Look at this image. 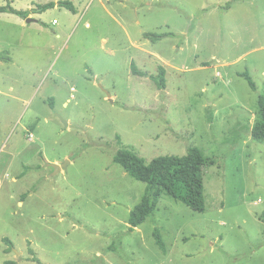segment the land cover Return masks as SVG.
<instances>
[{
  "label": "rangeland",
  "instance_id": "1",
  "mask_svg": "<svg viewBox=\"0 0 264 264\" xmlns=\"http://www.w3.org/2000/svg\"><path fill=\"white\" fill-rule=\"evenodd\" d=\"M62 1L79 15L57 6L46 26L0 20V53L13 59L0 62V264H37L29 243L43 264H264V142L251 135L262 120L264 0L12 6ZM133 62L150 75L164 67L166 90L134 76ZM191 147L205 153L207 211L164 194L130 232L146 184L114 163L117 150L150 163Z\"/></svg>",
  "mask_w": 264,
  "mask_h": 264
},
{
  "label": "trees",
  "instance_id": "2",
  "mask_svg": "<svg viewBox=\"0 0 264 264\" xmlns=\"http://www.w3.org/2000/svg\"><path fill=\"white\" fill-rule=\"evenodd\" d=\"M57 6L67 8L74 15L78 14L77 8L70 1L50 3L30 11L15 9L10 3H7L6 6L0 7V20L2 14H13L27 20L33 12L42 14ZM38 23L46 26L42 21H38ZM169 37L177 36L173 33H146L144 35V38L152 43H157ZM0 62L12 63L13 59L10 53L7 51L1 52ZM132 73L139 78H148L152 80L158 90L163 91L167 88V72L164 67L159 68L157 75H150L148 72L140 70L136 63L133 62ZM241 76L248 81L253 90H256L255 82L249 72H245ZM259 105L262 111V120L253 127L251 135L254 141L262 143L264 142V95L260 96ZM113 161L116 165L121 166L129 176L146 184L145 192L139 204L130 212V232L141 227L150 217L154 216L160 203L161 196L164 194L169 195L176 201L185 204L199 213H205L207 211L204 186L206 157L204 151L200 148H189L188 154L183 157L161 156L152 160L150 163H147L146 160L131 150L119 149L115 153ZM153 236L160 250L166 254L167 247L160 230L156 229ZM4 242L10 248L14 247L10 239H4ZM29 247V253L31 255L30 260L37 264H43L30 243ZM5 264L17 263L6 261Z\"/></svg>",
  "mask_w": 264,
  "mask_h": 264
},
{
  "label": "crops",
  "instance_id": "3",
  "mask_svg": "<svg viewBox=\"0 0 264 264\" xmlns=\"http://www.w3.org/2000/svg\"><path fill=\"white\" fill-rule=\"evenodd\" d=\"M9 2L11 3V5H14L15 4V0H9ZM16 9V8H15ZM29 11L30 10H33V6H32V4H31V6L29 7V9H28ZM27 10V11H28ZM26 11V10H25ZM78 13H79V10H78ZM46 14V12L45 13H32L31 15H30V17L29 18H32V19H36L37 20V22L38 21H42L43 23H44V20L41 18V17H43L44 15ZM3 15H5V14H2L1 15V19H2V17H3ZM77 15H79V14H77ZM19 22H22V21H19ZM23 24H25L24 22H22ZM46 23V22H45Z\"/></svg>",
  "mask_w": 264,
  "mask_h": 264
},
{
  "label": "water",
  "instance_id": "4",
  "mask_svg": "<svg viewBox=\"0 0 264 264\" xmlns=\"http://www.w3.org/2000/svg\"><path fill=\"white\" fill-rule=\"evenodd\" d=\"M27 23H29V24L30 23H37V20L36 19H32V18H28L27 19ZM108 96H109V98H111L110 94ZM61 167H64V166L53 165V168H55L57 172L60 171Z\"/></svg>",
  "mask_w": 264,
  "mask_h": 264
},
{
  "label": "built area",
  "instance_id": "5",
  "mask_svg": "<svg viewBox=\"0 0 264 264\" xmlns=\"http://www.w3.org/2000/svg\"><path fill=\"white\" fill-rule=\"evenodd\" d=\"M55 23H56V21H55Z\"/></svg>",
  "mask_w": 264,
  "mask_h": 264
}]
</instances>
